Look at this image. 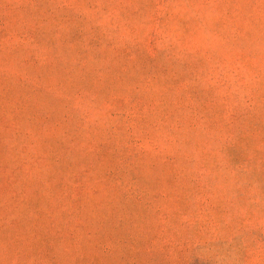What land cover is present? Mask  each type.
Returning <instances> with one entry per match:
<instances>
[{
	"label": "rangeland",
	"instance_id": "rangeland-1",
	"mask_svg": "<svg viewBox=\"0 0 264 264\" xmlns=\"http://www.w3.org/2000/svg\"><path fill=\"white\" fill-rule=\"evenodd\" d=\"M0 264H264V0H0Z\"/></svg>",
	"mask_w": 264,
	"mask_h": 264
}]
</instances>
